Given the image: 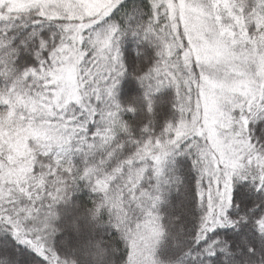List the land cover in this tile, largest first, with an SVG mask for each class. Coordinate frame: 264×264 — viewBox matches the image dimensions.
<instances>
[{"label":"snow or ice","instance_id":"1","mask_svg":"<svg viewBox=\"0 0 264 264\" xmlns=\"http://www.w3.org/2000/svg\"><path fill=\"white\" fill-rule=\"evenodd\" d=\"M0 264H264V0H0Z\"/></svg>","mask_w":264,"mask_h":264}]
</instances>
